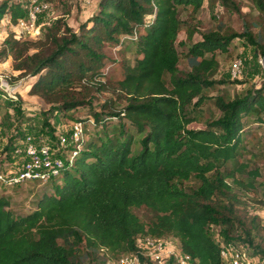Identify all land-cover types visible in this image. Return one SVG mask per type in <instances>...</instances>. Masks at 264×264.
<instances>
[{
  "label": "trees",
  "instance_id": "1",
  "mask_svg": "<svg viewBox=\"0 0 264 264\" xmlns=\"http://www.w3.org/2000/svg\"><path fill=\"white\" fill-rule=\"evenodd\" d=\"M22 1L2 0L0 20L7 12L11 23L23 16ZM219 1L238 10L232 0ZM252 2L264 13V0ZM202 5L203 0H98L79 31L58 17L40 37L7 35L3 52L11 54L12 68L19 76H35L28 93L52 104L63 118L85 122L74 108L85 105L93 91L111 90L112 96L92 112L96 125L103 123L98 138H88L72 165L53 176V191L43 193L33 210L15 213L0 195V264H84L88 250L118 259L135 252L138 237L148 234L177 237L190 264H227L220 256L222 242L250 249L230 231L234 220L221 209L231 208L215 199L234 184L246 189L261 184L255 182L258 168H248L242 154L245 117L264 122V82L227 100L205 93L216 82L209 78L218 67L215 51L225 50L236 35L223 24L191 43L190 68L179 69V7L195 15ZM192 34L189 29L187 38ZM123 35L131 36L124 38L136 44L137 55L122 65L119 79L105 80L104 43L121 42ZM254 43L264 53V42ZM208 97L220 116L189 127L191 105ZM245 169L246 180L239 175ZM193 177L197 184L186 186ZM212 223L227 230L216 238ZM82 244L87 252L80 251Z\"/></svg>",
  "mask_w": 264,
  "mask_h": 264
},
{
  "label": "rangeland",
  "instance_id": "2",
  "mask_svg": "<svg viewBox=\"0 0 264 264\" xmlns=\"http://www.w3.org/2000/svg\"><path fill=\"white\" fill-rule=\"evenodd\" d=\"M2 0H0L1 2ZM15 1V0H9ZM49 3L47 10L43 11L38 18L39 31L36 35H29V38H36L43 35L48 26H51L56 18L61 17L72 26L75 31H79L82 23L86 22L95 12L98 0H46ZM238 10L231 5L224 6L219 0H203V5L199 11L192 15L189 7H179L182 19V29L175 41L179 53L178 67L182 71H188L190 66L187 62L189 47L192 42L201 40L202 35L215 29L219 24H223L226 31L236 32L225 50L217 49L215 56L218 60L216 71L209 78L216 80L213 86L205 90V93L214 97L219 96L230 99L234 93L244 94L250 89L259 87L264 82V53L254 41L264 42V13L259 11L252 0H232ZM193 30L192 37L187 38V31ZM13 30V25L9 21V13H5L0 20V76L3 79L2 86L11 84L15 88L17 99L10 100L0 97V170L10 167H23L26 157L14 156L15 144L23 145L26 136H31V141L36 146L48 145L52 150V157L61 158L64 166L70 165L69 157L75 143L70 138V124L73 120L63 118L59 111L53 109V105L43 102L39 97L29 94L27 89L35 76L25 74L18 75V70L12 68L13 59L11 54L4 53L5 38ZM122 37H120L121 39ZM120 42V41H119ZM106 41L103 52L106 56L104 66V79L115 81L122 76L124 63L132 64L136 53V44L128 38H122L120 43ZM242 61L240 73L233 75L231 67L235 59ZM112 96L111 90L93 91L88 98V102L80 107L74 108L73 113L85 119L84 141L89 138L99 136V130L103 123L97 125L94 121L93 111L102 110L101 105L106 98ZM195 100V99H194ZM123 102H118L121 104ZM104 111V110H103ZM105 112V111H104ZM191 115L194 116L189 127L197 128L204 126L209 120L220 116V109L215 104L213 98H206L200 106L191 105ZM245 147L242 158L247 161L248 168L257 167L259 175L255 178L256 188L249 189L234 184L232 191L226 195L218 194L216 204L226 205L231 208L221 209L234 220L230 231L239 237V242H248L250 249L248 252L257 251L255 256L264 262V122L257 121L253 116L245 117ZM264 118V115H263ZM115 120V119H112ZM66 134V142H60V135ZM62 143V144H61ZM83 143L81 145H83ZM82 149V147H81ZM14 162L15 165H14ZM239 175L246 180V169ZM56 176V175H55ZM51 176L47 179H28L20 183L5 186L0 184V195H5L9 199V207L19 214H25L33 210L36 202L43 193H51L55 181ZM230 181V179H227ZM186 186L192 187L197 184L194 177L185 181ZM139 215H144L147 211L143 208H136ZM209 230L218 238L221 232L227 230L223 223H212ZM249 230V234L247 231ZM174 246L178 249V238L167 235ZM246 244V243H244ZM85 248V249H84ZM84 249V250H82ZM84 244L80 246V251L87 252ZM117 257L113 258L110 253L104 250L93 252L88 250L84 264H116Z\"/></svg>",
  "mask_w": 264,
  "mask_h": 264
},
{
  "label": "built area",
  "instance_id": "3",
  "mask_svg": "<svg viewBox=\"0 0 264 264\" xmlns=\"http://www.w3.org/2000/svg\"><path fill=\"white\" fill-rule=\"evenodd\" d=\"M22 7L25 10V14L17 18L13 25V32L17 38H26L29 35H36L39 31V25L37 23L39 15L48 9L49 3L46 0H23L21 2ZM134 32V37L136 36ZM124 37H131L123 35ZM121 38V39H122ZM261 62L264 65L263 58ZM242 61L240 58L234 60L231 72L233 75L240 73ZM3 79L0 76V97L10 100L17 99L15 94V88L11 87V84L2 86ZM84 121L73 120L70 124V138L75 143L72 153L69 157L70 165H72V159L81 150L82 143L84 141ZM68 139L66 134L60 135V142L64 143ZM61 143V144H62ZM50 146L41 145L36 146L31 141V136H26V140L23 145L15 144L14 156H25V162L23 167H10L4 170H0V184L10 186L21 181L28 179H47L51 176L57 175L60 170L65 167L61 158L52 157ZM16 162H14L15 165ZM69 165V166H70ZM138 249L132 253H126L117 259V264H143L141 256H145L153 264H170L173 259L177 264H190L192 259L188 254H183L179 249L174 250L172 242L164 237L142 235L137 239ZM220 256L222 260L227 264H263L255 255L248 252V249L242 245L237 244L234 241H228L221 243Z\"/></svg>",
  "mask_w": 264,
  "mask_h": 264
}]
</instances>
